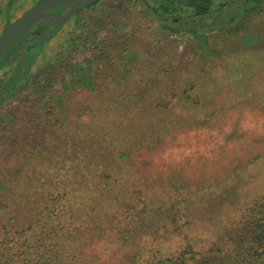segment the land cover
Masks as SVG:
<instances>
[{
  "label": "rangeland",
  "instance_id": "1",
  "mask_svg": "<svg viewBox=\"0 0 264 264\" xmlns=\"http://www.w3.org/2000/svg\"><path fill=\"white\" fill-rule=\"evenodd\" d=\"M23 2L15 17L35 0ZM113 4L111 0L97 2L79 16L85 22L83 40L89 44L106 32L118 33L121 37L116 48L118 60L110 62L103 56L88 68L87 61L93 53L82 43L76 51L65 53L61 60L70 65L59 73L58 79L51 75V68L45 70L43 77L52 84L33 93L36 98L25 90L5 103L13 114L5 116L0 112V123L8 130L7 137L0 138V151L9 152L21 133L38 136L47 128L42 120L44 127L38 129L34 119L36 115L44 118L51 97L58 91L64 96L67 124L74 123L79 116L84 119L81 110L90 108L89 102H94V107L104 102L103 106L112 113L108 114L112 117L111 125L104 129V144L111 147L114 159L109 157L105 161L110 177L105 175L100 181L113 182L112 173L122 168V159L131 156V164L142 170L133 168L134 180H128L131 174L128 169L126 181L114 182L120 185L125 182L133 188L132 196L136 199L128 200V210L142 208L144 213L153 214V221L145 218L147 229L139 231L133 212L132 218H127L128 224L113 234L116 216L108 218L102 210L108 207L107 203H100L108 199L92 201L101 210V217H96L99 226L92 233L84 229L79 236L74 235V242L64 246L63 258L76 264H147L172 256L186 246L206 251L221 246L245 203L264 189V7L241 18L245 26L235 35V41L230 42L232 35L221 44V55L205 56L208 60L201 65L189 38L157 26L139 4L123 11ZM75 20L73 16L65 22L46 45L43 55L54 58L55 64L59 63L56 52L62 36L78 29ZM250 50L256 51L257 59L250 53L241 54ZM223 55L234 56L230 62L233 68L219 65ZM76 64L92 76L99 89L73 82L78 73L70 66ZM213 64L219 65L220 75L226 79L217 86L204 84L215 91L212 95L201 83ZM153 68L161 71L159 79ZM27 94L33 108L24 103ZM211 95H216L214 100ZM93 96L99 100L95 101ZM19 108H27L28 112L23 115ZM152 108L161 117L150 116ZM63 123L65 120L59 121L52 134L41 135L40 144L44 146L60 134ZM63 161L58 163L59 166L63 162L57 174L62 179L59 187L71 172L70 162ZM137 187L147 191V200L152 205L142 199ZM115 196L116 193H111L110 199Z\"/></svg>",
  "mask_w": 264,
  "mask_h": 264
},
{
  "label": "trees",
  "instance_id": "2",
  "mask_svg": "<svg viewBox=\"0 0 264 264\" xmlns=\"http://www.w3.org/2000/svg\"><path fill=\"white\" fill-rule=\"evenodd\" d=\"M38 1L40 0H35V3ZM111 1L113 6H118V11L139 4L157 26L168 33L189 38V44L195 46V53L201 65L208 60L205 56L216 58L215 55L220 54L221 44L226 43L232 35L230 42L235 41V35L245 26L241 18L264 7V0H125L126 5L123 4L124 0ZM23 4V0L0 1L1 30L15 18V13ZM95 4L97 1L87 9ZM80 13L75 14L78 29L73 34L62 36L58 43L56 59L59 63H53L54 58L45 57L43 54L46 45L57 36L56 32L61 26L57 29L55 26H49L39 39L32 42L19 41L0 59V112L3 111L5 116L13 114L12 110L5 108L6 102H10L25 90H28L29 96H34L44 85L52 84L43 77L50 68L51 75L58 79L59 73L70 65L62 61L61 57L65 53L76 51L80 43L85 44L93 53L92 59L87 61L88 68L92 67V62H99V58L103 56L110 62L115 63L118 60L116 48L118 38L121 39L118 33L106 32L97 41L87 43L82 37L85 22L81 21ZM44 28L45 23L37 25L25 38L42 32ZM209 52L212 55H209ZM242 53H250L257 59L254 50ZM225 55L219 65L223 68H233L234 65L230 62L234 56ZM219 65L210 66L211 69L207 71L201 83L203 89L206 88L204 84L207 87L212 84L217 86L220 81L226 79L220 75ZM70 67L78 73L73 82H83L93 90L99 89L98 85L93 84L92 76L84 71L80 64ZM153 72L159 79L161 71L153 68ZM151 74L153 73L150 71L149 75ZM206 89L209 94L213 95L215 92L210 91L212 88ZM184 91L186 90L183 89ZM185 95L189 97L187 92ZM212 95L209 97L214 100L216 95ZM93 97L95 101L99 100L97 96ZM24 101L25 105L30 103L33 108L28 94L25 95ZM89 103L90 108L81 110L84 119L80 116L78 118L77 115L78 119L74 123L71 121L67 124L64 96L62 91H58L56 96L51 97L44 118L36 115L37 119H34V126L38 129L44 127L42 120L47 123V128L40 131L39 137L21 133L16 139L18 142H12L9 152L0 151V264H74L76 261L63 258L64 246L66 243L72 244L74 235L79 236L84 229L92 233L99 226L96 217H101V210H97L92 201L108 199V202L100 203H107L108 207L102 210L106 211L108 218L116 216L113 234L120 232L123 226L128 224L127 218H132L133 212L134 221L138 220L135 223L139 231L147 229L145 218L153 221V214L144 213L142 208L133 207L128 210V200L135 202L136 199L132 196L133 188L125 182L123 185L114 182L126 181L127 177L128 180H134L133 168L138 169L136 165L131 164V156L129 159H122V168L112 173L113 182L100 181L105 175L110 177L104 167L105 161H108L109 157L114 159L113 150L104 144V129L111 125L112 117L108 114L112 113L109 112L110 108L103 106L104 102H100L98 107L93 106L94 102ZM148 110L151 111L149 108ZM27 112V108H19V113L24 115ZM87 116L89 120H85ZM150 116L159 118L161 114L152 108ZM62 120H65V123L63 128L60 127V134L50 142L44 143V146L41 145L40 136L52 134L54 126L59 125ZM97 131L102 133L98 134ZM7 135L8 130L0 123V138ZM63 160L70 162L71 172L66 174L65 182L59 187L62 179L58 178L57 174ZM60 161L63 162L58 166ZM128 169L131 172L129 176ZM151 185L153 184L149 183V186ZM137 191L141 193L144 201H148L147 191L141 190L140 187H137ZM111 193H116V196L110 199ZM151 198L153 199V195ZM148 202L152 205L151 200ZM147 264H264V189L245 203L240 218L227 230L223 245L207 251L186 246L172 256L157 258Z\"/></svg>",
  "mask_w": 264,
  "mask_h": 264
},
{
  "label": "water",
  "instance_id": "3",
  "mask_svg": "<svg viewBox=\"0 0 264 264\" xmlns=\"http://www.w3.org/2000/svg\"><path fill=\"white\" fill-rule=\"evenodd\" d=\"M95 0H40L25 8L0 31V59L19 41L32 42L49 27L56 29L73 15ZM45 23L42 32L25 38L39 24Z\"/></svg>",
  "mask_w": 264,
  "mask_h": 264
},
{
  "label": "flooded vegetation",
  "instance_id": "4",
  "mask_svg": "<svg viewBox=\"0 0 264 264\" xmlns=\"http://www.w3.org/2000/svg\"><path fill=\"white\" fill-rule=\"evenodd\" d=\"M95 1L100 2V1H103V0H95ZM95 1H94V2H95ZM146 1H147V0H146ZM92 3H93V2H92ZM92 3H91V4H92ZM91 4H89L87 7H89ZM87 7H85L84 9H87ZM84 9H82V10H84ZM82 10H80L79 12H81ZM79 12H78V13H79ZM76 14H77V13H76ZM73 16H75V15H73ZM73 16H72V17H73ZM72 17H71V18H72ZM61 26H62V25H61ZM58 28H59V27H58Z\"/></svg>",
  "mask_w": 264,
  "mask_h": 264
}]
</instances>
